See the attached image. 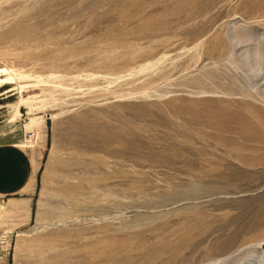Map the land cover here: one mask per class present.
Instances as JSON below:
<instances>
[{"label": "rangeland", "instance_id": "1", "mask_svg": "<svg viewBox=\"0 0 264 264\" xmlns=\"http://www.w3.org/2000/svg\"><path fill=\"white\" fill-rule=\"evenodd\" d=\"M0 66L43 158L1 264H264V0H0Z\"/></svg>", "mask_w": 264, "mask_h": 264}, {"label": "crops", "instance_id": "2", "mask_svg": "<svg viewBox=\"0 0 264 264\" xmlns=\"http://www.w3.org/2000/svg\"><path fill=\"white\" fill-rule=\"evenodd\" d=\"M21 100L14 71L0 66V226L12 222L10 230L31 220V200L43 163V158L28 148ZM24 206L30 212L24 211Z\"/></svg>", "mask_w": 264, "mask_h": 264}, {"label": "bare ground", "instance_id": "3", "mask_svg": "<svg viewBox=\"0 0 264 264\" xmlns=\"http://www.w3.org/2000/svg\"><path fill=\"white\" fill-rule=\"evenodd\" d=\"M26 126H27V130H28L27 141L33 142L38 137V132H37L36 128L30 124L29 121H27Z\"/></svg>", "mask_w": 264, "mask_h": 264}, {"label": "water", "instance_id": "4", "mask_svg": "<svg viewBox=\"0 0 264 264\" xmlns=\"http://www.w3.org/2000/svg\"><path fill=\"white\" fill-rule=\"evenodd\" d=\"M49 125H51V124L49 123Z\"/></svg>", "mask_w": 264, "mask_h": 264}]
</instances>
